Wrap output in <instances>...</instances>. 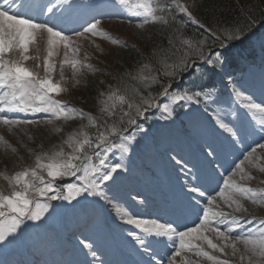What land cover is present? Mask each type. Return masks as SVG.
Returning a JSON list of instances; mask_svg holds the SVG:
<instances>
[{
    "label": "rangeland",
    "instance_id": "obj_1",
    "mask_svg": "<svg viewBox=\"0 0 264 264\" xmlns=\"http://www.w3.org/2000/svg\"><path fill=\"white\" fill-rule=\"evenodd\" d=\"M202 1L195 0L194 3L189 5L185 0H180V3L189 9L191 17L176 6V0H153V3L159 9H162V11L157 12L158 16H162L165 19L166 13L171 12L184 17L185 21L192 27L199 28L200 25L197 23L194 14L198 11L197 6ZM259 1L247 0L246 2L259 3ZM21 2L24 4L21 11L28 9V11L35 14H41V18L43 15L46 18L52 16L53 22H57L60 14L64 11V15H62L64 21L61 23L63 27H66L69 21L73 19L74 11H78L76 14L79 15L81 10L96 9L100 5H105L111 9L113 16L102 18L103 20L98 25V30L105 36H110L120 41V44H113L107 38L92 36L91 34L77 37L76 32L82 29L66 32V34L73 37L75 47L78 48L75 59L80 64L89 66L93 71L81 69L74 76L70 65H64L62 69L64 78L61 79L60 62L64 58L65 50L62 47L58 48L56 54L51 58L52 62L56 64V71L51 74L52 79L54 82L60 83L65 89L59 96H53V99L63 105L82 110L86 115L98 116L100 100L104 99L114 87L123 86L122 72L120 71L121 68L123 71L125 70L119 57V52L123 45H127L125 48L129 50H135L138 53L142 52L143 41H145L144 39L147 36L151 35L150 28L152 25L154 23L163 24L159 20L144 24L142 17L136 16L130 9L120 6L116 3V0H99L98 2H95V0H21ZM52 3L58 4L54 15L44 12L46 6ZM76 4L77 8L75 10ZM118 12L120 13L116 15L115 13ZM261 25H264V23L254 28V34L252 35V48L255 51L253 55L249 54L253 57L249 56V48L245 47L237 55L242 67L240 86L234 87L232 70H229L226 63L222 67L218 65V68H216L218 86L226 90H240L252 97L257 103H264V27H261ZM29 55L38 56L39 58L28 60L26 66L43 76V60L46 56V39L44 37L38 38L36 44L30 47ZM69 56L71 58L73 54L69 53ZM117 68L120 71L116 70ZM200 90L203 91L201 93L202 103L204 101V106L202 105L203 111L197 109V102L195 101L172 103L160 97L156 103H169L172 109L171 116L164 119L162 118L163 114L153 108L150 120L147 122V120L142 119L141 123H139L143 131H139L136 128L130 130L131 133L135 134V139L128 145L129 151L124 154L119 151L109 153V163L111 165L121 164L123 166L113 174L114 180L109 181L105 189L113 203H105L86 194L77 197L71 203L60 199L56 201H49L47 198L41 199L40 202L49 205L42 219L40 221L26 220L17 232L9 237L10 243L6 241L0 245V264H4L3 261H5L7 252L24 249L28 245L25 243H28V240H31L32 246L35 248H41L39 249L41 251L40 255L45 256L50 253V257L54 259L55 255L52 252L56 250L49 243L43 244L42 242L44 236L48 237L50 235L46 230L51 228L46 227L56 225L59 230H63L55 235L54 239L56 242L57 236L59 239V234L62 232L71 233L70 236L75 240H79L78 231H72L71 227H69L73 225L74 221L78 222L77 212L82 216H86L85 212L91 209L92 213H96V216L100 214L97 219L98 229H101L99 228L101 226H107L109 222L111 229H117L121 234L128 236L127 232L129 230L136 232L137 229L125 224L119 216L112 219L113 221L108 220V213L112 212L111 215H117L115 212L117 206L126 208L131 213L133 210L144 214L155 206V198L151 199L152 197L161 198L160 195L163 190L157 189L159 185L166 186L167 182L171 181L169 184L180 186L186 182L190 183L188 181L193 182V176L198 175L199 181H205L211 187L216 182L213 181L214 174L221 172L224 173L218 174L215 180L219 178V175H223V179H227L234 169V164L242 159L245 153L250 151L251 148L257 147L258 144H264V130L261 129L259 123L260 120L264 119V115L253 114L240 107L234 93L223 97L216 94L214 90H205V87ZM174 92L188 94L184 91ZM206 94L208 96L207 99L205 98ZM230 103L236 104V108L234 105L230 106ZM182 105L181 115L176 119L174 115L175 107L177 106V109H180ZM8 113L11 114L12 112ZM25 113L21 112L24 116L23 118L9 117L21 120H34L37 123L20 125L12 129L0 125V191L4 193L11 191L8 181L4 178L5 175L12 176L16 172L32 166L38 153L57 150L55 146L61 145L70 133L78 130L81 125L88 123L86 119L69 121L52 119L51 123H49V113L41 112V114L40 112L31 111ZM217 118L229 123L230 126H234L240 136L238 143L233 145L225 138V135L216 127ZM57 127H60L61 131L57 132ZM87 131L94 132V129H87ZM208 144L215 148L217 154L216 157L211 159L219 161L211 169L205 163L201 152V149ZM12 148L15 149V152L11 151ZM65 150H68L66 146ZM204 150L207 151V149ZM172 156H176L178 160L186 163L177 164L171 159ZM257 157L258 159H256ZM232 162L235 163L232 164ZM230 163L232 164L230 165L231 167L229 166ZM244 168L250 178L241 179L240 175H236L232 179L245 188L258 190L259 194H264V171L260 170L264 168V149L257 147V151L253 156V164L245 162ZM45 178L47 179L46 174ZM56 183L60 185L58 191H61L67 184L79 183V181L77 177H65ZM218 188L219 186L217 190ZM175 190L176 194L182 191L181 188H175ZM143 191H153V193L150 192L151 195L146 193L147 195L144 198ZM163 192L164 194L168 193V191L167 193ZM37 199L40 198L37 197ZM235 199L241 205L240 211H235L234 206L229 208L222 200L217 198L218 210H222L242 221L240 229L238 228L233 235L248 234V232L253 230L259 232L261 229L256 223L251 225L246 223V221L264 220V204H253L251 200L240 196H236ZM107 204L112 211H106L108 210ZM204 206L205 201L202 208ZM213 208L215 209L216 205H213ZM100 210L101 212H99ZM143 219L150 218L144 217ZM197 220L189 227L193 226ZM174 222L179 221L174 220L172 224ZM39 225H42V227H37ZM220 227L225 228V225ZM66 229L67 231H65ZM207 235L213 239L214 243L222 246L223 242L217 239L214 233L209 232ZM123 240L126 242L125 245L131 244L137 248L135 241L131 237ZM197 243L209 254L219 259L228 260L230 264H247L248 254L244 252V246L240 243H237L238 251L235 255L232 254L231 248H226V255H222L220 252H213L203 241H197ZM109 247L113 248L112 243L109 244ZM177 247L178 244L173 243V246L171 245L172 250L171 255H169L171 260L167 258L164 264H183L185 259L195 261V264H211V261L195 256L189 251H183L180 256H175L174 249ZM27 249L28 247L24 250ZM112 253L114 254L116 251L112 249ZM242 254L246 257L243 262L240 260ZM127 255L132 256L128 252ZM39 258V256L34 255L33 260H38V263H41ZM18 264L21 263L19 262ZM41 264H46V262Z\"/></svg>",
    "mask_w": 264,
    "mask_h": 264
},
{
    "label": "snow or ice",
    "instance_id": "obj_2",
    "mask_svg": "<svg viewBox=\"0 0 264 264\" xmlns=\"http://www.w3.org/2000/svg\"><path fill=\"white\" fill-rule=\"evenodd\" d=\"M116 3L130 9L136 16L142 17L144 24L158 20L161 23H167L166 19L157 15V12L162 9L154 5L153 0H116ZM176 6L191 17L187 6L181 4L180 0H176ZM23 7L24 4L21 0H0V90H2V94H0V125L12 129L20 125L37 123L34 120L13 119L3 115L6 112L24 113L29 111L49 113V123L52 119L64 121L86 119L88 123L70 133L61 145L55 146L57 150L38 153L32 166L26 167L12 176L5 175L4 178L8 181L11 191L8 193L0 191V245L6 241L10 243L9 237L13 236L26 220L40 221L42 219L49 207L48 204L40 202L43 198H47L49 201L60 199L71 203L77 197L86 194L105 203H113L105 189L108 182L114 180L113 174L123 166L121 164L111 165L109 153L119 151L124 154L129 151L128 145L135 139V134L131 133L129 128L135 126L137 130L143 131L137 119L146 120L149 109L155 108L160 111L164 119L170 117L172 109L169 103H156L160 97L172 103L192 101L198 103L201 95L200 92L188 95L170 91L173 88V81L179 83L185 74L191 75L196 71L195 60L197 57L192 53L201 47L199 43L194 47L191 41L183 38H179L180 46L177 47L173 39L170 38L169 49L154 50L151 54L156 61L155 65L143 62L134 72L127 74L126 78L135 81L138 87L123 89L119 86L114 87L104 99L100 100L98 116L86 115L82 110L63 105L53 99V96H59L65 90L60 83L53 81L51 75L56 71V64L51 60L56 54V50L60 47L65 50L64 58L61 61V79L64 78L62 71L64 65H70L74 76L81 69L88 71H93V69L80 64L75 59L78 48L75 47L72 36L48 21L22 15ZM57 8L58 4L52 3L46 6L44 12L54 15ZM100 23L101 21L98 19L90 21L82 27V30L76 32V36L83 37L85 34H91L107 38L113 44H120V41L105 36L98 30ZM40 37L46 39L43 76L26 66L28 60L39 58L30 56L29 52L30 47L36 44ZM248 38L243 35V29L225 32L223 39L217 37L225 49L233 47L234 42H243ZM123 46L127 47V45ZM69 53L73 54L71 58ZM214 55L215 60L211 55L204 57L202 52L199 55L203 65H212V71L217 65L222 67L227 63L225 53ZM154 86L160 89L156 95L147 91ZM233 93L240 107L253 114L264 115V103L255 102L252 97L237 89H233ZM205 98H208L207 94ZM215 123L216 127L233 145L239 142V132L234 126H230L229 123H225L219 118ZM259 123L261 129L264 130V119ZM87 129H94V132H89ZM56 131H61L60 127H57ZM6 147L8 146L6 145ZM257 147L264 149V144H258ZM257 147L251 148L243 155L242 159L234 164L231 174L222 181V186L214 193H207L201 187L198 175L193 176L194 182H186L181 186L187 205L198 206L200 198L205 201L204 208L199 210L197 222L191 227L180 230L171 222L143 219L135 216L126 208L119 206L115 208L116 214L125 224L133 226L142 233V235H138L129 230L127 235L135 241L138 250H142L144 254L150 253L149 259L144 261V264H153L157 252L152 245L163 241L178 244V247L174 249L175 256H180L183 251H189L195 256L211 261V264H230V262L209 254L197 241H203L213 252H220L222 255H226V248H231L232 254L235 255L238 251L237 243H240L244 246V252L248 254L247 264H264V220L246 221L248 224L256 223L261 229L259 232L253 230L248 234L233 235L237 228L241 227V219L218 210L217 204V198H219L229 208L234 206L235 211H240L241 205L235 199L236 196L249 199L253 204H264V194H259L258 190L245 188L232 179L236 175H240L241 179L250 178L245 172L244 164L245 162L253 164V156ZM11 151L15 152V149L12 148ZM201 152L210 169L219 163L217 159H211L217 155L211 144L205 145ZM171 159L177 164L186 163L178 160L176 156H172ZM260 170L264 171V168ZM65 177H77L79 183H69L63 190L58 191L60 185L56 182ZM213 205H216V209L213 208ZM220 225H226V227L221 228ZM209 232L214 233L215 237L223 242L222 246L209 238L207 235ZM80 243L84 249L88 250L86 255L90 253L93 257L89 264H103V261L97 258L92 243L85 240H81ZM245 259V255L242 254L240 260L243 262ZM155 264H160V261L156 260ZM183 264H195V261L185 259Z\"/></svg>",
    "mask_w": 264,
    "mask_h": 264
},
{
    "label": "trees",
    "instance_id": "obj_3",
    "mask_svg": "<svg viewBox=\"0 0 264 264\" xmlns=\"http://www.w3.org/2000/svg\"><path fill=\"white\" fill-rule=\"evenodd\" d=\"M246 1L247 0H203L202 3H199L197 6L198 11L194 14V17L205 28L210 30L211 33H208L204 28L191 27L185 22L184 17L167 12L165 17L167 20L166 24L163 23L160 25L154 23L150 28L151 35L144 39L142 52L138 53V51L129 50L124 46L120 49L119 57L123 62L125 71H123L122 68L121 71L119 68L116 70L122 72L123 86H121V88L138 87L135 81L126 78L127 74L134 72L138 65L143 62L155 65L156 61L152 58L151 54L154 50L169 49L170 45L168 41L170 38L173 39L177 47L180 46L179 38L191 41L194 47L199 43L201 47L192 53L193 56L199 59L201 52L204 56L209 49L217 48L221 44L217 37L219 36L223 39V34L225 32L240 31L243 29V35H246L256 24L264 20V0H260L259 3H247ZM243 42L245 43L242 44H245L246 47L250 45L249 39H245ZM236 46L240 48V45ZM217 52L226 53L232 52V50H217ZM232 57H234V55H232ZM232 57H230L231 59L229 61L230 67L233 65ZM209 72L210 66L197 65L196 71L192 74L193 76L186 79L183 88L188 89L193 87L197 89L199 83L203 86L207 77L210 75L207 74ZM147 91L156 95L160 89L154 86L151 89H147Z\"/></svg>",
    "mask_w": 264,
    "mask_h": 264
},
{
    "label": "bare ground",
    "instance_id": "obj_4",
    "mask_svg": "<svg viewBox=\"0 0 264 264\" xmlns=\"http://www.w3.org/2000/svg\"><path fill=\"white\" fill-rule=\"evenodd\" d=\"M189 5H190V3H194L195 2V0H185ZM189 10V9H188ZM88 11V10H87ZM87 13V12H86ZM90 13V12H89ZM89 13H87V14H89ZM61 63V62H60ZM60 65V64H59ZM66 79V78H65ZM0 92H2V90H0ZM2 94V93H1ZM25 113V112H24ZM23 113V114H24ZM38 113V112H37ZM41 113V112H40ZM26 114V113H25ZM42 114V113H41ZM3 115H7V116H11V117H20V118H23L24 116L21 114V112H12L11 114H7V112L6 113H4ZM14 119V118H13ZM237 161V160H236ZM235 162H232V164H234ZM227 164V163H226ZM231 163L229 164V166L230 165H232ZM231 167V166H230ZM161 169V168H160ZM189 169V168H188ZM221 171V170H220ZM164 175V174H163ZM155 177V176H154ZM224 179L221 177V178H218V180H216V182H218V184L216 185V188H214L210 193H214L216 190H217V186L219 185V187L220 186H222V181H223ZM190 183H192V181H190ZM201 187H203V186H201ZM162 189L163 190H165V188H164V186H162ZM209 189H211V188H209ZM164 204H166L165 206L166 207H168V205L167 204H172V202H168V203H164ZM108 208V207H107ZM146 209V208H145ZM216 209V208H215ZM141 210V209H140ZM112 211V210H111ZM112 212H110V214H111ZM132 213L133 214H135V215H138V213L137 212H133V210H132ZM113 215V216H112ZM111 216L112 217H115V215L114 214H112ZM243 218H245L244 216H243ZM252 225V224H251ZM238 229V228H237ZM240 229V228H239ZM155 249H158L159 251H160V249H161V247H157V248H155ZM33 250V249H32ZM162 251V250H161ZM150 254V253H149ZM171 255V254H170ZM89 261H92L93 260V257H86ZM19 261H21V259H23V257H21V256H19ZM170 259V258H169ZM171 260V259H170ZM143 261H147V259H144ZM42 263V262H41ZM45 263V262H44ZM33 264H36V263H33ZM153 264H155V262L153 261Z\"/></svg>",
    "mask_w": 264,
    "mask_h": 264
}]
</instances>
